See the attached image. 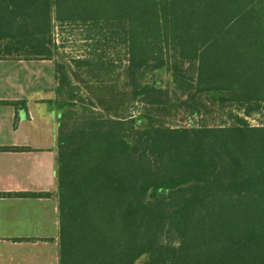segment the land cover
Returning a JSON list of instances; mask_svg holds the SVG:
<instances>
[{
    "label": "trees",
    "instance_id": "trees-1",
    "mask_svg": "<svg viewBox=\"0 0 264 264\" xmlns=\"http://www.w3.org/2000/svg\"><path fill=\"white\" fill-rule=\"evenodd\" d=\"M70 30L89 51L72 69L147 122L55 84L57 106L82 110L57 120L58 264H264V0H0V60L51 62ZM164 68L172 91L135 88ZM170 93L213 125L140 110Z\"/></svg>",
    "mask_w": 264,
    "mask_h": 264
},
{
    "label": "crops",
    "instance_id": "crops-1",
    "mask_svg": "<svg viewBox=\"0 0 264 264\" xmlns=\"http://www.w3.org/2000/svg\"><path fill=\"white\" fill-rule=\"evenodd\" d=\"M52 67L0 60V264H58Z\"/></svg>",
    "mask_w": 264,
    "mask_h": 264
},
{
    "label": "rangeland",
    "instance_id": "rangeland-1",
    "mask_svg": "<svg viewBox=\"0 0 264 264\" xmlns=\"http://www.w3.org/2000/svg\"><path fill=\"white\" fill-rule=\"evenodd\" d=\"M57 50L55 51V58L53 61H51V67L56 69L55 75L57 76L58 73V80H55L54 82V89L55 84H57V81H65V93L64 96L67 98L70 97L67 91H71L75 94H78L79 96L82 95V92L86 94V97L89 101H93L95 104H104L105 109L107 110V114L111 115L113 118H123L127 116L129 113H133L136 115V118H142V122H147L146 119H144L143 116H140L139 113L135 112V109L132 105H129L127 96H124V106L119 108V111H116L117 108L116 102H113V100L104 94L103 91L95 90L93 91L91 89L93 82H96V77L94 75L96 73L92 72V74H86L84 71H77L72 69L71 65L69 64V61L76 58H83L86 56L87 53H89L88 48H86L87 44L84 43L82 40L81 33L77 31H69L62 36H57ZM1 51V48H0ZM26 56H22L20 58L21 60H26ZM88 57V56H87ZM0 59H5L4 56L0 53ZM16 60H20L19 58H15ZM36 61V60H35ZM49 66V65H46ZM91 80V81H89ZM123 88H125V84H128L127 79H123ZM67 83V84H66ZM173 79L171 78V75L167 69H162L159 71H147L143 75L139 76L136 80L135 88L139 90H143L144 88H152V85H155L157 88L161 90H170L172 91L173 87ZM169 87V89H168ZM128 89L130 90L131 87L128 86ZM127 95L130 94V92L126 89ZM130 97V96H129ZM169 97L172 99L174 98L173 102L171 100L169 101V107L163 108V107H154L150 105H146L145 107L140 108L143 112H149L146 115H150L151 118L155 121L160 122L164 126L170 127L171 129H192V128H205L207 126L213 125L212 119L210 117H213V114H208L206 112H202V115L200 117H196L194 120L190 118V116L186 113L185 107H192V103H185L183 99H177L179 98L178 95H175L174 97L170 93ZM66 99V98H65ZM151 101L155 102V98H149ZM148 99V100H149ZM167 99H164L163 101H166ZM55 103V102H54ZM56 108L59 112V114L63 112H68L69 110H73V113L76 114L73 117V120L76 117H79L81 115V109L76 107H70L66 102L63 104L61 102V106H57ZM71 105V104H70ZM142 114V113H141ZM72 120V121H73ZM65 124H68L69 127L72 124L71 121L68 122V120L65 121ZM252 125H257V121L253 120L251 121ZM57 151V150H56ZM60 147L58 146V154H60ZM58 198V194H57ZM58 200V199H57ZM173 206V204H171ZM175 205V203H174ZM176 206V205H175ZM32 217V216H31ZM53 220V218H51ZM57 219V225L59 229V221L58 216ZM58 233V232H57ZM57 241H58V235H57ZM56 241V243H57ZM52 249V255L56 254L54 247ZM154 259L144 257L141 260H139L136 264H154ZM156 263V262H155Z\"/></svg>",
    "mask_w": 264,
    "mask_h": 264
}]
</instances>
